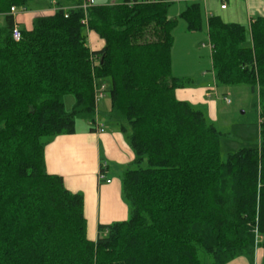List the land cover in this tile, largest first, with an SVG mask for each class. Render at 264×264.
Wrapping results in <instances>:
<instances>
[{
	"label": "trees",
	"instance_id": "16d2710c",
	"mask_svg": "<svg viewBox=\"0 0 264 264\" xmlns=\"http://www.w3.org/2000/svg\"><path fill=\"white\" fill-rule=\"evenodd\" d=\"M29 1L0 0V264H204L200 250L210 264H254L258 248L264 264V16L250 23V40L244 25L207 17L216 84H246L258 96V146L222 158L215 125L175 95L191 80L171 72L170 0L86 12L72 0L20 27L10 8ZM188 1L182 16L200 30V3ZM86 30L103 41L99 50ZM105 80L108 120L134 153L121 177L129 216L91 239L83 195L47 171L45 146L72 134L77 118L95 124V87Z\"/></svg>",
	"mask_w": 264,
	"mask_h": 264
},
{
	"label": "crops",
	"instance_id": "0c3cea01",
	"mask_svg": "<svg viewBox=\"0 0 264 264\" xmlns=\"http://www.w3.org/2000/svg\"><path fill=\"white\" fill-rule=\"evenodd\" d=\"M71 1L30 0L23 10H18L14 14L15 22L19 23L20 27L30 28L35 16L51 13L59 7L67 9L72 6ZM113 1L115 0H99L98 4L95 0V4H115ZM186 1L187 4L190 2ZM198 1L203 2L206 22L208 16L217 15L225 22L242 24L247 29L249 40L250 23L257 16H264V0ZM223 2L226 3L225 8H221ZM0 20L5 24L3 15H0ZM85 33L89 48L99 50L103 41L88 30ZM178 69L172 59L171 72L173 76H187L178 72ZM211 73V77H208L207 74L202 75L203 77L198 73L194 74L195 80H191L190 84L184 88L177 89L176 97L197 106L205 104L212 109L214 103L208 98L211 97V90L217 88V84L213 70ZM97 109L96 103V111ZM95 123H99L97 115ZM101 126L103 131L99 132L95 129V125L89 121L81 122L80 125L76 123L75 131L72 134L57 135L51 138L45 146L47 171L62 176L64 185L69 191L79 192L83 195L87 235L91 239H95L99 234L100 225L126 220L129 216V207L122 194L121 177L124 169L132 163L134 153L126 136L112 122L109 124V130L105 129L104 124ZM104 162L106 164L103 167V172L105 179L110 180L109 183L105 179L101 181L98 178V173ZM262 255L256 250L254 260L256 264L261 263ZM227 264H248V262L240 257Z\"/></svg>",
	"mask_w": 264,
	"mask_h": 264
},
{
	"label": "rangeland",
	"instance_id": "374dc122",
	"mask_svg": "<svg viewBox=\"0 0 264 264\" xmlns=\"http://www.w3.org/2000/svg\"><path fill=\"white\" fill-rule=\"evenodd\" d=\"M121 1L115 0L113 2L117 4ZM96 2L99 4V0H96ZM199 3L201 6L202 25L201 29L196 31L188 30L186 20L182 16L187 7L186 0H170L168 8V16L176 20L172 33L171 60L173 59L175 66L179 68L178 72L187 75L182 78L193 76L189 77L190 80H195L194 74L196 73L201 77L204 74H207L208 77L212 76L211 49L207 36L205 10L203 2L200 1ZM4 25V22L0 20V27ZM102 83H105L106 91L104 96L97 100L98 109L96 115L98 124H104L105 129L109 130V82L105 80ZM208 99L214 103L212 109L205 104L198 107L204 112L207 121L212 122L220 132L219 146L222 158L244 148L258 146L260 123L258 96L249 85L225 86L218 84L217 88L211 90V97ZM63 100L66 110L70 111L74 102L73 96L67 94L63 97ZM86 121L83 118L76 119V123L79 125L81 122ZM101 234L103 235V232ZM258 252L263 254L261 248H258ZM199 258L204 264H210L211 262V258L201 250L199 251Z\"/></svg>",
	"mask_w": 264,
	"mask_h": 264
},
{
	"label": "built area",
	"instance_id": "2783aa9c",
	"mask_svg": "<svg viewBox=\"0 0 264 264\" xmlns=\"http://www.w3.org/2000/svg\"><path fill=\"white\" fill-rule=\"evenodd\" d=\"M140 1H148V0H140ZM95 5V0H82V4L79 6L80 8H82L85 12H86V9L88 7H91V6H94ZM226 6V3L223 2L221 4V8H225ZM19 9H17L16 7H11L10 8V12L14 15L18 12ZM65 16H66V13H65ZM82 22H85V18L82 20ZM11 36L12 38L15 40V41H19L21 39V30L19 28V26L17 24H14L12 29H11ZM106 91V85L105 83H99L96 87H95V98H96V101L99 99V98H102L104 96V93ZM227 101H229L227 99ZM95 125V129L99 132H102L103 131V127L101 125H99L98 123H95L93 124ZM105 162L101 165V168L105 166ZM98 178L99 180H103L105 179V175H104V172L103 170L101 169L98 173ZM106 182H110L109 179H105Z\"/></svg>",
	"mask_w": 264,
	"mask_h": 264
}]
</instances>
